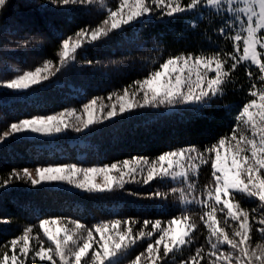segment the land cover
I'll return each instance as SVG.
<instances>
[{
	"label": "snow or ice",
	"instance_id": "6c2138e0",
	"mask_svg": "<svg viewBox=\"0 0 264 264\" xmlns=\"http://www.w3.org/2000/svg\"><path fill=\"white\" fill-rule=\"evenodd\" d=\"M48 2L100 18L58 33L52 57L31 69H15L14 75L8 74L5 44L0 49V90L5 99L9 90L23 97L38 94L72 66L80 51L113 38L129 50L149 49L154 56L146 71L109 91L107 103L103 96L93 95L79 108L27 114L6 123L0 142L15 140L17 134H24L23 139L28 133L56 140L69 129L87 135L85 130L92 132L103 121L114 123L112 118L124 119L121 114L134 115L132 110L180 113L188 120H213L222 112L218 126L224 130L203 143L181 141L155 155L133 154L90 165L61 158L38 162L34 168H11L0 189L21 182L38 192L62 190L66 184L75 196L96 199L127 191L153 201L157 218L121 216L115 210L92 223L66 215L37 217L0 242V264H264V0ZM9 7L10 0H0V34L5 36L16 23L6 15ZM177 19L183 25L171 43H185L175 51L165 54L163 33L143 34L146 28ZM201 23L205 27L199 31L200 42L188 43L184 34L197 32ZM43 42L41 34L29 32L16 47ZM93 63L84 60L86 65ZM241 69L244 79L238 84L236 73ZM229 85L237 86L239 103H218L225 101ZM202 170L206 181L199 185ZM154 181L172 186L164 192L126 189ZM194 206L200 209L198 220L191 212ZM11 223V218H0V225ZM198 231L203 235L199 243ZM253 232L259 236L255 242ZM186 248L189 254L184 256Z\"/></svg>",
	"mask_w": 264,
	"mask_h": 264
},
{
	"label": "trees",
	"instance_id": "16d2710c",
	"mask_svg": "<svg viewBox=\"0 0 264 264\" xmlns=\"http://www.w3.org/2000/svg\"><path fill=\"white\" fill-rule=\"evenodd\" d=\"M21 27L3 35L0 34V49L8 45L7 62L8 74L14 75L15 69L26 70L40 64L45 57L53 56V49L57 42V34H66L76 26L98 20L95 13L88 14L83 10L58 9L51 6L48 0H10V7L6 14ZM183 25L182 19H177L154 27L146 28L144 35L150 33H163L167 44V51H175L180 44L171 43L175 33ZM205 27L200 24L197 32H186V41L190 44L200 42L199 31ZM37 33L43 37V43L28 48H17L16 43L26 33ZM41 38L37 36V39ZM150 48V46H149ZM21 54V57L20 55ZM154 53L149 49L129 50L127 44L117 38L88 47L77 55L76 61L65 72L54 78L46 88L30 97L16 96L8 91L0 90V132L6 123L23 118L30 113L51 112L63 107H76L93 95L105 96L113 89L121 88L132 79L147 70ZM148 57L147 60H141ZM85 59L93 60V65L84 64ZM112 60L119 61L112 64ZM99 61V63H95ZM2 67V65H0ZM238 84L244 79L243 70L236 73ZM234 85H229L228 94L224 103L230 101L239 103L241 94L235 91ZM165 110L161 109L163 113ZM134 115L121 114L124 119H112L114 123L103 121L101 125L94 126L95 130L87 135L72 132L57 136L56 140L39 139L35 137H21L0 142V181L11 168H34L36 163L49 160L62 162L84 161L85 165L94 162H111L123 159L133 154L155 155L159 150L174 146L177 142H205L206 138L224 129L219 127V117L222 112L215 113L217 119L188 120L180 113L167 112L156 114L157 110H132ZM4 114L7 119H4ZM206 181L205 171H201L199 185ZM172 185L152 182L150 186L130 184L126 189L133 192L147 193L159 190L167 191ZM39 188L40 186H36ZM172 197L169 196V204ZM248 207H253L249 204ZM153 201L142 197L129 195L127 191L116 195L96 198L75 196L71 190H50L47 188L35 191L29 185L16 182L7 189L0 190V218H11L12 223L0 225V242L17 234L26 223H35L37 217L48 215H66L79 218L83 222L92 223L96 220L108 218L107 210H115L121 216H139L143 218H157L152 210ZM194 219L198 220L200 209L194 206L191 209ZM162 218V217H161ZM35 234V233H33ZM253 242L259 239L258 233H252ZM197 242L203 241L201 232L196 233ZM189 254L186 248L184 256ZM181 258L177 254V260ZM171 260V258H170Z\"/></svg>",
	"mask_w": 264,
	"mask_h": 264
},
{
	"label": "rangeland",
	"instance_id": "374dc122",
	"mask_svg": "<svg viewBox=\"0 0 264 264\" xmlns=\"http://www.w3.org/2000/svg\"><path fill=\"white\" fill-rule=\"evenodd\" d=\"M108 2L111 4V3H113L114 2V0H108ZM20 55V57H21V54H19ZM104 98H105V103H107L108 101H107V95H105V96H103ZM79 108V107H78ZM126 114V113H125ZM112 119H114V118H112ZM72 132H74V131H72L71 129H69V130H67V133H72ZM60 135H62V134H57V136H60ZM24 136V134H17V136H16V138H18V137H23ZM26 137H35V138H39V139H41L40 137H39V134H35V133H28L27 134V136ZM12 140V138H9V140ZM51 183H53V184H60V183H62V182H51ZM63 189H65V190H71V186H69V185H66V184H64L63 185ZM0 190H3V189H0ZM41 235H42V233H41ZM33 243H35V241H33ZM139 249H137V251H138Z\"/></svg>",
	"mask_w": 264,
	"mask_h": 264
}]
</instances>
